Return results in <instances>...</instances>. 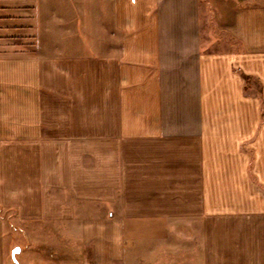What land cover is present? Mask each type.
<instances>
[{"label": "crops", "instance_id": "1", "mask_svg": "<svg viewBox=\"0 0 264 264\" xmlns=\"http://www.w3.org/2000/svg\"><path fill=\"white\" fill-rule=\"evenodd\" d=\"M230 1L202 42L200 0H0V264H264V0Z\"/></svg>", "mask_w": 264, "mask_h": 264}, {"label": "rangeland", "instance_id": "2", "mask_svg": "<svg viewBox=\"0 0 264 264\" xmlns=\"http://www.w3.org/2000/svg\"><path fill=\"white\" fill-rule=\"evenodd\" d=\"M231 2L230 0H200V28H201V38L202 42L207 41L209 37V32L213 36H217L221 39H226V34H224L223 25L227 19V3ZM226 41V40H225ZM217 46L219 49L225 48V44L221 43ZM13 219V218H12ZM22 239L20 238V243ZM21 244L16 243L10 249H13L16 246ZM9 255V254H8ZM21 260V255L15 254V260H12L9 257L8 264H19Z\"/></svg>", "mask_w": 264, "mask_h": 264}, {"label": "water", "instance_id": "3", "mask_svg": "<svg viewBox=\"0 0 264 264\" xmlns=\"http://www.w3.org/2000/svg\"><path fill=\"white\" fill-rule=\"evenodd\" d=\"M18 247H14L13 249L10 250V257L12 260H15V254L18 252Z\"/></svg>", "mask_w": 264, "mask_h": 264}]
</instances>
